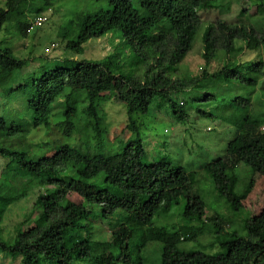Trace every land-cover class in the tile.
Segmentation results:
<instances>
[{
    "label": "trees",
    "instance_id": "obj_1",
    "mask_svg": "<svg viewBox=\"0 0 264 264\" xmlns=\"http://www.w3.org/2000/svg\"><path fill=\"white\" fill-rule=\"evenodd\" d=\"M243 1L255 8V15L264 22V0ZM221 2L110 0L107 10L72 14L60 37L78 30L66 44L75 54H81L90 39L119 33V49L103 63L79 62L77 72L82 77H95L90 89L80 90L68 87L69 71L59 64H40L35 72L22 76L34 59L18 57L1 38L10 26L27 37L30 25L21 20L12 23V19L47 12L53 1L5 0L4 8L0 7V93L4 98L0 158L12 163L14 170L7 167L0 175V226L11 205L39 188L44 173L63 177L37 197V216L27 232L19 229L13 240L0 238V255H11L20 264H134L131 249L145 248L154 240L163 246L162 264H264V209L246 220V236L234 234L223 243L225 252L217 255L182 252L177 245L195 235L153 224L156 217L179 205L181 198L187 200L183 218L189 224L201 225L207 209L202 198L193 193L195 174L168 158H159L167 152L168 142H162L154 157L159 161L146 162L144 139L148 137L142 132L149 129L145 122L158 111L166 109L171 120L182 126L191 122L193 108L200 120L215 118L235 131L226 155L203 167L233 210H241L248 194L236 192L240 180L237 168L243 165L264 178V124L251 112L250 98L227 90L225 95L230 98H220L225 85L235 91L255 88L263 76L261 62L246 74L244 63L233 60L246 50L264 47V31L257 32L258 21L247 25L241 21L210 23L203 34L205 67L201 74L186 76L180 70L199 34L201 11L219 9ZM246 13L243 9L240 14H245V20ZM124 59L131 60L129 66ZM215 60L224 65L210 71ZM16 77L26 80L13 86ZM110 82H118L128 96L126 127L137 137L112 154L98 152L107 144L109 131L101 105L104 84ZM13 95L19 96L16 101L11 99ZM12 103L23 112L19 120L6 113ZM53 128V139L27 142L34 131L44 129L48 134ZM70 194H77L82 202L69 201ZM96 221L112 228L108 240L93 238ZM137 233L140 236L133 243Z\"/></svg>",
    "mask_w": 264,
    "mask_h": 264
},
{
    "label": "rangeland",
    "instance_id": "obj_2",
    "mask_svg": "<svg viewBox=\"0 0 264 264\" xmlns=\"http://www.w3.org/2000/svg\"><path fill=\"white\" fill-rule=\"evenodd\" d=\"M53 5L50 10L42 14L48 17V22L41 28L33 27L35 18L41 16L33 14H25L16 16L14 21L21 20L23 23L30 25V31L27 37H21L16 28L11 26L9 31L3 32L1 38L14 48L16 54L20 58L34 59L26 68L22 76L30 75L35 72L40 64H46L53 67L56 64L66 67L69 71L67 81L69 88L80 90L90 89L93 86L95 77L90 75L86 78L82 77L78 72V64L80 61H98L103 63L107 57L119 49L117 43L119 33H111L102 38L90 39L83 45V52L75 54L66 49V44L72 40L77 34L75 30L71 35L61 38V29L65 28L72 14L74 13H90L95 14L100 10H107L110 0H52ZM5 0H0V7L4 8ZM221 8L211 11H201V28L195 40L192 51L180 66V70L189 75L201 74L205 67L203 59V34L206 27L216 21L236 22L241 21L243 24H250L258 21L257 32L264 31V22L259 15H255V8L243 0H222ZM247 9L248 13L242 16L241 11ZM245 20V21H244ZM244 21V22H242ZM255 26V25H254ZM58 47L53 49L52 45ZM238 46H244L243 42H238ZM49 49V52L46 51ZM220 57H222L220 55ZM234 61L244 63L242 66L246 74L250 72L254 64L261 62L262 78L258 80L255 88H237L232 90L233 86L225 85L224 91L220 98L227 100L230 98L225 95L226 91L234 92L239 95H246L250 98V110L254 117L260 118L264 124V47H260L257 51H244L234 56ZM131 60L124 59L125 65L129 66ZM223 62L215 60L211 63L209 70L216 71L223 67ZM129 69V68H127ZM26 78L16 77L15 82L11 83L16 86L20 82L23 83ZM232 90V91H231ZM103 100L101 109L106 114V127L108 135L106 137V146L98 152L116 153L130 141H134L137 137H133L127 129V117L125 104L127 102V94L123 89H119L118 82H110L104 84L102 92ZM118 96V97H117ZM18 95H13L12 100L16 101ZM4 98L0 93V115L2 114V104ZM18 110V113L13 111ZM192 120L188 125H180L177 121L171 120L166 109L156 112L150 120L146 121L148 130L142 132L144 146L147 153L146 162L149 164L159 161L161 158H168L176 165L184 167L189 173H194L193 193L199 195L206 205V216L203 221L198 224H189L183 218V212L187 204L185 198H181L180 204L176 205L169 214L156 217L153 224L164 227L169 231H181L182 233H191L195 235L194 239L181 242L177 248L182 252H203L209 255H217L225 252L223 243L234 238V234L238 236H246L245 222L248 218L259 215L264 209V178L253 173L251 169L240 165L235 171L239 177V184L236 189L238 195H243L248 191L246 197L242 201V208L239 211L233 210L230 205L223 199L218 190L215 188L210 175L203 167L213 161L222 159L226 155V148L229 141L234 138L235 131L228 124H222L215 118L199 119V116L190 108ZM4 112V111H3ZM7 115L12 118L20 119L23 117L19 105L12 103ZM21 115V116H20ZM158 117V118H157ZM157 118V119H156ZM18 119V120H19ZM168 130L166 133L165 130ZM264 125L262 127V131ZM55 129L47 132L39 129L31 133L27 137L28 143H41L51 140L55 137ZM145 135V136H144ZM147 135V136H146ZM162 142H168V150L160 159H155L157 152L162 149ZM10 167L14 170V165L0 158V175L3 170ZM237 172V173H236ZM63 176L44 173L39 181V188L27 198H24L10 206L5 214V219L0 226V238L3 240H13L17 235V231L27 232L31 228L33 221L36 219L35 203L37 197L44 193L52 183ZM251 183V184H250ZM250 184V187L247 186ZM68 200L76 204L82 202L77 194H70ZM210 218H217L214 221ZM23 226V227H22ZM93 238L97 241H106L112 235V228L105 222H97L94 224ZM140 234L137 233L133 238V243H137ZM162 244L159 241H150L145 248L131 249L134 264H162ZM11 256V255H10ZM0 255V264H20L19 260H13V257Z\"/></svg>",
    "mask_w": 264,
    "mask_h": 264
},
{
    "label": "built area",
    "instance_id": "obj_3",
    "mask_svg": "<svg viewBox=\"0 0 264 264\" xmlns=\"http://www.w3.org/2000/svg\"><path fill=\"white\" fill-rule=\"evenodd\" d=\"M47 22H48V17L46 15L42 14L41 16L35 18L34 23H33V27L39 29V28L43 27ZM57 47H58V44H57V46L56 45L51 46V48H53V49H55ZM46 51L49 52V49H46ZM166 133H167V131H166Z\"/></svg>",
    "mask_w": 264,
    "mask_h": 264
}]
</instances>
